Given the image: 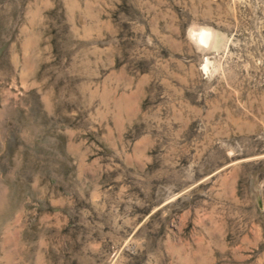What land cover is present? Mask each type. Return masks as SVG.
<instances>
[{
    "label": "rangeland",
    "instance_id": "obj_1",
    "mask_svg": "<svg viewBox=\"0 0 264 264\" xmlns=\"http://www.w3.org/2000/svg\"><path fill=\"white\" fill-rule=\"evenodd\" d=\"M0 264H264V0H0Z\"/></svg>",
    "mask_w": 264,
    "mask_h": 264
},
{
    "label": "bare ground",
    "instance_id": "obj_2",
    "mask_svg": "<svg viewBox=\"0 0 264 264\" xmlns=\"http://www.w3.org/2000/svg\"><path fill=\"white\" fill-rule=\"evenodd\" d=\"M200 32H202V31H200ZM207 32V31H206ZM206 32H202V33H200V35H199V39H201L202 41H205V42H208V32L206 33ZM198 35V34H197ZM196 35V36H197Z\"/></svg>",
    "mask_w": 264,
    "mask_h": 264
}]
</instances>
